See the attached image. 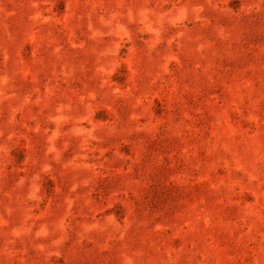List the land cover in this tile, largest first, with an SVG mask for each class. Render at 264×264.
<instances>
[{"label": "rangeland", "instance_id": "374dc122", "mask_svg": "<svg viewBox=\"0 0 264 264\" xmlns=\"http://www.w3.org/2000/svg\"><path fill=\"white\" fill-rule=\"evenodd\" d=\"M0 264H264V0H0Z\"/></svg>", "mask_w": 264, "mask_h": 264}]
</instances>
